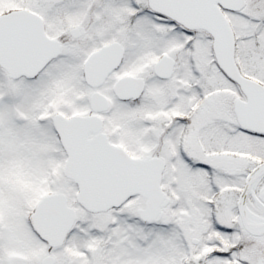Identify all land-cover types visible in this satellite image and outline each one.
<instances>
[{"label":"snow or ice","instance_id":"6c2138e0","mask_svg":"<svg viewBox=\"0 0 264 264\" xmlns=\"http://www.w3.org/2000/svg\"><path fill=\"white\" fill-rule=\"evenodd\" d=\"M0 264H264V0H0Z\"/></svg>","mask_w":264,"mask_h":264}]
</instances>
